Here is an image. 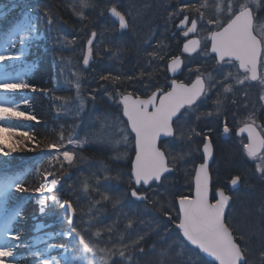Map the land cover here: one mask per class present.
<instances>
[{"label":"snow or ice","instance_id":"obj_1","mask_svg":"<svg viewBox=\"0 0 264 264\" xmlns=\"http://www.w3.org/2000/svg\"><path fill=\"white\" fill-rule=\"evenodd\" d=\"M176 2L178 7L168 13V19L173 21L182 16L179 23L175 25L176 31L181 32L182 37L185 38L182 53H196L202 47L205 55L214 53L218 65L216 71L221 79L217 80L211 73L205 75L197 66L195 70L189 69L190 73L193 71L197 73L195 79L190 83L171 79L166 81V88L163 86L155 87V90L150 91L154 87L151 73H145L141 70L134 75L125 76L121 74L113 75L109 71L105 75H100L99 80L103 83L100 84L98 91L103 92L120 109V115L115 117V121L123 125L120 129L123 135L117 143H122L125 147H131L135 153L129 173L130 184L143 188L144 186L151 187L152 184L157 182L162 183L163 180L167 179V175L174 171L178 160L182 161L186 156L192 154L190 149L188 152L182 151L173 156L171 149L163 143L165 138L188 143L194 138L202 137V149H196V151H202V162L194 166V194L190 192L176 197L179 207L173 222L177 229V238L180 244L178 245L176 241H173L162 248L159 264H168L169 253L178 246L181 250L176 253V256H182L188 245L196 246L200 253L206 254L198 258L197 264H248L250 237H246L231 225L226 215V208L229 206L232 197L226 193L223 187L216 188L213 194L209 169V160L213 156L211 138L208 134H202L195 128L190 129L186 137L183 131L177 137V130L174 125L181 119L187 120L189 114L194 110H198L199 106L207 100L209 93L218 87L222 88L223 93L227 94L232 92L235 86H244L248 82H258L262 88L259 99L264 102V23L259 22L260 18L258 16L259 10L264 9V0H211V3L209 0H197L196 3H193L192 0H176ZM94 6L89 3V0H79L81 9ZM209 8L212 9L213 14L206 17ZM106 11L110 12L111 16L118 21L120 29L130 27V13L122 11L118 2L113 3ZM75 14L81 19L85 18L83 11ZM41 22H46L48 30L51 31L53 18L47 9L44 10L43 15L39 13L36 15L26 14L23 21L6 34L3 43L9 46L14 45V38L17 34H19L21 45H26L31 40L43 38L38 27ZM201 25L208 29L206 36L203 37V45L202 39L197 36L198 28ZM190 34L193 38L188 39ZM173 35H175V32ZM96 36L97 33L92 31L90 38L87 40V47L83 54V65L85 66H88L94 58L93 41ZM64 39L69 44H74L76 41L75 36L72 40H67V37ZM209 42L210 49L207 48ZM156 47L162 51L167 45L160 41ZM3 50L7 51L8 49ZM161 51L147 53L149 58L148 67H152L151 61H163L165 59ZM23 54L24 49L21 48V56ZM96 54L98 55V52ZM112 55L118 57L119 52H113ZM19 59L20 56L0 55V62ZM183 63L181 56H171L167 61L166 68L169 72L175 74L181 69ZM225 67L235 68V74L231 71L223 72ZM146 76L148 82H145ZM75 77L76 99L79 101L78 111L82 112L86 106V98L81 95L80 74H75ZM7 79L6 74L5 80H0V89L16 91L32 88L35 90L33 85L23 80L19 83H9L5 82ZM109 84L113 91H108ZM125 84L136 89V91H121L120 88ZM89 96L93 101L96 99V96L91 93ZM244 96H247L246 92ZM24 102L27 103V101ZM214 107L216 115L219 116L222 107L219 93L217 100L214 102ZM261 107H264V104ZM207 115L210 117L212 113L209 112ZM254 116V113H249L243 126L238 131L247 133V143H243L242 147L247 157L258 161L256 170L264 178V125L258 124ZM122 117H126V121ZM199 118L197 117V119ZM36 119V116L19 110L18 105L12 104L9 106L6 103H0V154L8 157L17 151H35L40 148L41 145L36 142L35 136L29 131L21 130V125L16 123L20 120L35 121ZM210 131L211 129H209ZM229 131L228 124L225 123L223 132L228 133ZM59 139L64 140L62 132ZM87 142V139H74L72 136H69L67 140L68 145L76 147H82ZM29 144L32 145L31 148ZM44 148L48 150L49 162L51 164L58 162L62 170L65 164L72 167L77 162L74 151L61 150L64 148L63 143H48L44 145ZM126 157L127 153H121L116 159ZM28 171L30 170L15 175H0V238L8 237L18 242L17 244L8 245L7 240H5L4 243L0 244V264H5L10 259L23 260L24 257L16 255V249L21 246L30 247L28 244L19 243L21 234H13L12 231L14 222L22 215L23 207L18 206L11 212L6 208L11 189L15 188L19 192L28 191L24 183ZM105 171L108 170L105 169ZM37 172H39V169H37ZM49 177L53 178L49 179ZM61 179L62 177H56L53 172H45L44 182L34 191L42 194L41 198L36 201L40 213L45 212L48 201L66 211V222L69 229L63 232L62 235L72 237L75 234L77 237V244L72 248L73 258H80L86 261V264H94V261L89 259L87 254L98 251L101 254L100 259L103 264H109L111 258L117 255L121 258L119 264H138L135 253L143 254L144 248L140 245L145 241L146 234L137 233L135 238L130 239L128 243H120L119 246L113 245L112 248L100 247L99 244L93 243L91 238L86 239L85 235L91 232V225L95 221L92 216L93 208L100 201H95L92 207L88 209V221L81 220L80 226H74L77 208L74 207L71 200L65 199L61 202L53 192L54 189L58 190L57 186L61 184ZM117 179H119V176ZM240 181L241 176L234 175L230 180V184L236 186ZM89 188L90 185L85 179L83 191L87 193ZM94 191L99 192V189L96 188ZM130 194L138 201L149 200L147 192L139 191L137 187H132ZM210 194L212 198H210ZM101 200H111L114 208L121 204L120 198L110 196L108 191L101 194ZM151 202L159 204L164 215L172 220L171 213L164 203H161L159 199ZM261 210L264 211V209ZM80 215H84V213L81 211ZM85 223L88 225L87 228L82 226ZM132 225L133 220L128 219L126 228H131ZM41 227L43 225H38L36 230L39 231ZM102 230L111 233L113 227L112 225H106L104 229L98 227L92 233V236L99 237ZM54 235L58 234H47L48 237ZM124 238V235L121 234L120 240L123 241ZM44 239L43 236L34 237L33 245L42 242ZM109 239H111L110 236ZM167 239V235L162 237L164 241H167ZM56 247L67 250L66 245L48 244L41 251L30 252L33 258L32 264H63L62 260L55 256L50 259H39L44 253ZM153 250H155L154 245ZM259 259L261 264H264V250L259 252ZM112 264H116V262L113 261Z\"/></svg>","mask_w":264,"mask_h":264},{"label":"rangeland","instance_id":"obj_2","mask_svg":"<svg viewBox=\"0 0 264 264\" xmlns=\"http://www.w3.org/2000/svg\"><path fill=\"white\" fill-rule=\"evenodd\" d=\"M74 1L78 2L79 4V0L77 1L74 0ZM112 1H116V0H89V3L95 6L86 7L83 9L78 7L77 12L83 11L85 18L81 19L77 15H75V18L76 20L80 19L82 21H85L87 20L88 14L98 11L101 12V9L105 7L106 4H110ZM32 2L33 0H0V50H2V48L8 49L7 51L2 50V53L0 55L20 56L19 60H5L3 62H0V80H5V75L7 74L8 79L5 82L19 83L21 80H23L29 83L27 81V77L32 75L34 71V77L38 73V77L40 76L39 77L40 80L44 79V82L51 81L53 84L52 87H54V89L53 88L51 89L52 92H50L49 89L41 90L39 92V94H43L44 97H46V99H52L53 90L55 91L57 87H59L60 90H62L63 88L60 86L62 82L64 83L67 82L66 79L72 80L73 84L69 82L68 86L71 85V87H73L72 92H74V97L72 98V100L68 101V104L65 105L63 104V107L66 108V110L61 114L66 117L72 116V118H70V122H72L73 125L72 128L69 130V132L66 133L62 132L65 140V142L62 143L64 144V146H66L67 148L66 150L75 151L74 148L69 147L71 145L67 144V140L69 136H72L74 139H79L78 137L80 136L77 135V131L82 130L81 132H85L83 130L86 129V132H89V130L87 129V125L91 124V122L95 124L94 128H96V125L99 124L97 130L100 132L96 136H93L90 142L88 141V137L83 135L85 139H87L88 144H90L88 146L86 143L85 146L86 148L84 149V151L89 150V152L91 154H94L95 157L92 156V158L89 157L90 159H82L80 155H78L77 162L75 163V165L69 167L68 171L65 172L64 178L67 181L66 185L63 184L58 185L57 186L58 190L54 189L53 192L58 197V199L62 195L68 198V194H69V197L72 198L73 203L76 204V205L73 204L74 207L77 208V217L75 218L74 226H80L81 220L85 222L88 221V215H87L88 209L92 207L95 201H100V203L96 205L92 211V216L95 218V221L91 225L90 234H92L95 231L93 227H95V222L98 221L100 217L99 215L101 214L103 216H107L109 214L106 215L104 213H107L109 211L110 215L105 217V219L112 218L110 219V221L107 222L109 224L114 217L113 223H111L113 227V231L111 233H108L106 230H102L101 235L97 237L98 239L96 237H93L95 238V240H93V243H96L98 241L100 247L112 248L113 245L119 246L120 243H128L130 239L135 238L137 233L141 234V231H145L146 233L151 232L149 234L153 235L154 237L146 236L144 241L146 242L147 249L148 251L150 250L149 252L151 254L148 257H146L147 260H145V263L159 264L160 249H161L160 247H162L165 244H168V242L162 240V237H164L163 235H165L163 232L167 230L166 231V235H167V233L169 232V227H173V229H176V227L173 220L169 222L168 220L169 218L164 214L161 213L160 216V214H156L155 212L152 211L153 206L151 205L152 204L151 201L156 200L158 194H161V196L166 195L168 191L166 192V190L163 189L165 186L164 183L168 184L169 179L171 177L167 176L166 180H163L162 183H160L158 186H156L153 189L146 188L145 192H147V194L150 195L149 202L138 201L131 198L128 191L129 184L128 183L124 184V188H122V184L120 181L121 178H126V176L128 175L127 173L128 171L126 170L124 163L126 164V162L128 161L130 155L129 153L131 150V147H125L122 143L120 144L117 143V141L121 140V136L123 135V133H121L120 131L123 125L118 124L115 121V117L117 115H120V109H118L117 106L111 100H109L108 97L104 95L103 92H100L98 97H96L100 102V104H97L95 102L96 99L93 101L89 96V94L92 93L91 90L84 89V87H86L85 86L86 84L93 83L94 80L93 77L94 75L99 74L96 72L99 71L100 68L102 67L111 68L113 66L110 63V60L117 59V57H114L112 55L113 54L112 52H117L121 50L118 45L119 40H116L113 34L110 36L111 32L109 31V29H107L104 26V21L102 20V18L100 16L95 15L93 18H97L96 20H94L97 22L96 24H102V25H101V33L99 34V36L97 34L96 38L93 41L94 61L90 63L89 66L90 68L85 69L83 67V54L84 51L86 50L87 47L86 45V47L82 49H78V50L76 49V51L74 50L73 52H75V54L70 53V51H67L68 57H66L65 59H58V61L57 60L53 61V59H50V62L52 63V66L54 68V72L53 74H51L52 76H50L48 72L40 75V71L43 70V66L41 65L42 59L44 58V62L47 61L46 57L50 55L49 50L51 49L49 42L46 39V33H48L49 35L48 26L46 22H41L38 25L43 37L39 40H31L28 41L26 45H21L19 43V34H17V36L14 38L15 39L14 45L9 46L3 43L7 34L4 32L5 31L9 32L18 23H21L26 14L36 15L37 13H39L40 15H42V13L38 9L34 8L33 5H31ZM192 2L196 3L197 0H192ZM209 2L211 3V0H209ZM153 4H156L157 9L159 8L160 10V12L158 11L159 13H165L167 10L173 9V5H174V3L172 2H163L161 0H155L153 1ZM143 9H146V7H144ZM144 11L146 12V10ZM261 12H264V9H261ZM212 14H213L212 9L209 8V10L206 13V17L211 16ZM259 18H260L259 22L264 23V15H261ZM180 19L181 17H177L176 20L178 21ZM167 23L169 22L165 21L164 25ZM3 25H5L6 27H3ZM167 28H168V32H172L171 31L172 27L171 28L167 27ZM207 30L208 29L205 28L203 25L199 26V34L201 36L202 42H203V37L206 36L207 34ZM127 32L128 31H123L121 35L129 34V32L128 33ZM21 48L24 49V54L22 56H21ZM95 48H97L100 51L99 55L96 54ZM125 58H127L126 54H125ZM201 58L206 59V55L204 54L203 47L201 48V50L197 52V55H192V57H189V60L192 59L191 61H193L194 66L191 67V65H189L187 62L185 63L186 69H188V73H189L187 74V76L192 78L193 77L192 74L196 75L197 73H195V71L190 73L189 69L195 70V68L199 66L200 70L207 69L205 75L211 73L217 80L221 79V76L218 75L216 71L218 67L217 62L216 63L211 62L208 59L206 61H201L202 60ZM37 59L41 60L39 65H37ZM62 60L64 61L62 62ZM5 64L15 65L16 68H18L23 73H25V75L28 76L24 77L20 75L15 79L10 78L7 72L8 70L2 67L5 66ZM58 64L60 65V67H62V65L65 64V70L61 68V74L57 72ZM229 71L235 74L236 69L229 67H225L223 69V72L225 73ZM77 73L80 74V82L82 84L81 95L84 98H86V106L82 112L78 111L79 101L76 99L77 93L75 89V83H76L75 74ZM215 89H213L209 93V95H212ZM218 89L219 92H217V94L214 95V97L211 96V98L213 99L211 104H210V99L207 98V100L199 106L198 110H194L189 114L187 120L181 119L180 121L177 122V124L175 125L177 130L176 132L177 137H179L181 131L184 132L186 137L189 130L192 128H195L198 132H200L198 127L204 125L203 123L200 124L199 122V120L201 121L203 118L201 117L203 116V111H202L203 109L209 110L206 113V116H208L207 114L209 112L212 113V109L214 108L212 114L215 116L211 115L210 117L209 116L207 117L208 118L207 120L212 123V126L221 125L223 128L224 124L228 123L227 118L222 119L220 115L219 116L216 115V110L213 103L217 100L218 93H219V98L222 100L221 112L227 111L224 114V116L228 117L232 124L237 125V123H239L242 120L244 122L245 118L249 115V113H254L256 116L259 110L264 109V107H261V105L264 104V102L260 101L259 99L262 88L258 84V82H248L244 86H235L233 91L227 94L223 93L222 88L218 87ZM28 90H33V89L28 88L19 91L26 92ZM245 92L247 93L246 97L244 96ZM35 95L37 96V92ZM36 96L34 97V99H36ZM31 99L32 98L25 99L24 101H27V103L22 101L21 104L19 105L16 104L19 106V110L26 111L31 114V109L34 107L31 103ZM101 107L105 109L104 112H101L103 110ZM240 108L242 110H240L241 113L239 115V113L237 114L236 111L239 110ZM98 110L99 112H97ZM98 114L99 115L102 114V117L100 118ZM241 115L243 118H241V120L237 119V117L240 118ZM76 116L78 118V121L77 119H73ZM197 117L200 118L197 119ZM122 119L125 120L124 117H122ZM25 121L26 120H20L17 123L24 124L23 122ZM36 122H35L36 124L38 123L45 124V122L42 123L41 120L40 121L37 120ZM83 123L85 124V128L82 127L81 125ZM163 143L171 149V154L173 156L182 151L188 152L190 149L192 150V154L190 156H186L184 160L182 161L178 160L176 162L174 167L175 171L173 172V174H175L176 171H178L180 172V175L184 177V176H188L187 172L191 170H193L194 172L195 165H193L194 163L192 158H194V155L196 153L198 154V152H201V151H196V149L197 148L202 149V137L194 138L191 142L188 143H182L179 140L173 141L172 138L164 140ZM241 149L242 148L238 146V148L236 147V150H232V153H228L229 156L228 155L227 156L229 157V160L227 162L230 163L229 165H231V163L233 162L234 167L237 166V168L241 164L245 166L243 167L244 168L243 172L245 174L248 173V176L247 175L244 176L242 182H244L243 187L246 186V188H244L241 193H237L239 190H236L234 196L238 194L239 198L236 201V203L234 200V202H232L229 205L227 216H229V222L231 223V225H233L239 232L243 233L246 237H250L249 253H248L249 258L251 257L255 263L261 264V261L258 259L257 256V252L264 250V211L261 210L264 209V178H262L260 174L256 172V170L253 169L252 171L250 165L248 166L247 163L243 164L244 162L237 161L236 158H238V154L240 153L243 155ZM102 152L106 153L105 156L107 155L108 157H110L109 159L110 162L107 163L106 160L104 161V159L102 158V156H104V153ZM121 153H127V157L122 159H116V157ZM38 159L40 160V162L38 161L34 165H32L33 161L30 162L29 159H27L25 164H23L24 171L30 170L28 171L32 174L31 175L32 177L31 176L30 177L32 178V180L33 179L36 180V187L34 189L38 188L40 184L44 182L45 172H53L56 175V177H61L64 174V172L61 171V168L57 165V163L51 164L49 162L48 156L44 161H42L41 158ZM29 162L30 164H28ZM256 163H258V161H255V167H256ZM213 165L215 166V162ZM114 166L116 170L111 171L110 168H113ZM37 169H39V172H37ZM105 169H107L108 171L106 172ZM115 174H117V176H115ZM118 176L119 179H117ZM257 176L259 177V182H257L256 184L254 180L258 178ZM51 178L53 177H49V179ZM85 179H87L90 185L89 191L87 193L83 191V182ZM30 183H31V179H30ZM131 187H137V189L138 188L141 189L140 186H136V185H133ZM96 188L99 189V192L94 191V189ZM105 191H108L109 195L114 198L119 197L121 200V204L114 208L111 200L109 201L101 200V194L104 193ZM22 194H25L27 196L25 201L26 202L31 201V203L29 204L28 207L29 212L26 209L27 211H24L22 215L23 217L22 220L18 221V224L21 228L18 231V233L21 234V241L19 243L28 244L30 245V247L21 246L16 249V252H18L19 250L22 251V253L17 254V256L24 257L23 260L10 259L6 261L5 264H32L33 258L31 257L30 252L41 251L42 249L46 248L48 244L66 245L67 250H65L64 248L56 247L44 253L41 257H39V259H46V258L50 259L51 257L55 256L58 259H61L63 264H69L70 260H72L74 257L72 248L74 245L77 244V237L75 236V234H73L72 237H66L62 235L63 232H66L69 229V226L66 222V215H67L66 211L64 209H61L60 215H54L53 211H49V209L52 206V203L51 201H48L45 208V212L42 214L39 211V205L36 203V201L41 198L42 194L37 193L34 190L22 192ZM45 194L47 193L45 192ZM127 194L130 196L132 200L129 199ZM166 197L167 195L164 197V199L165 202L168 203V199ZM22 203L18 204V206H22ZM112 210L114 211L115 216H113L114 215L113 213L111 214ZM167 210L170 212L171 209L167 208ZM81 211L84 213V215H80ZM29 214H32L30 216L31 225H29L28 229H26L25 224H26V220H28ZM59 219L64 220V223L66 222V225L59 226L57 222ZM128 219L134 220L135 226L133 224L131 228H126ZM261 223H262L261 225L262 227L260 226ZM38 225H43V227H41L39 231L36 230ZM83 227H88V225L85 223ZM16 233L17 232H13V234ZM49 233H56L58 235L48 237L47 234ZM121 234H123L125 237L123 241L120 240ZM36 236H43L45 237V239L42 242L33 245V238ZM109 236L111 237V239H109ZM91 237L92 235L86 237V239H89ZM168 241L170 243L176 241L178 245L180 244V241L178 240L177 237L174 238V240L172 241H170L168 238ZM16 242L17 241H13L12 243L10 239L7 240L8 245L10 244L13 245ZM164 242L165 244L161 245ZM153 245L155 246V250H153ZM140 246H142V244ZM176 249H178V252H180L181 250L180 246L176 247ZM189 250L191 249L188 247L184 249V251L187 252ZM191 251H190L191 254L190 257L186 254V258L188 257V259L190 260V263L188 264H196L195 258L193 257L195 251L193 249ZM170 254L172 255V253ZM87 255L89 259H92L94 261V264H96V262H98V264H103V262L100 259L101 255L99 256L98 259L93 253H89ZM172 256H168V257L171 258ZM182 256L185 257L184 255ZM114 257H119V256L117 255ZM176 257L177 256L175 255L174 259H176ZM254 258L256 259L254 260ZM114 260L115 258H111L109 264H112ZM142 261H144V259H142ZM142 261L138 262V264H143ZM172 261L173 259L172 260L168 259V263L169 262L173 263ZM74 262L75 264H86V261H83L80 258H76Z\"/></svg>","mask_w":264,"mask_h":264},{"label":"trees","instance_id":"obj_3","mask_svg":"<svg viewBox=\"0 0 264 264\" xmlns=\"http://www.w3.org/2000/svg\"><path fill=\"white\" fill-rule=\"evenodd\" d=\"M171 1H173V0H165L164 2H171ZM35 3L37 5H39V8L43 12V14H44V10L47 9L48 13L53 18V24H52L53 31L51 32V35H47V38H46L47 41L49 42V45L51 48L49 50L50 55L48 57H46V60H47L46 62H44V58L42 59L41 65L43 66V70L40 71V75L48 72L50 74V76H52L51 74H53V72H54V68L52 66V63L50 62V59L52 57H54L53 59L57 60V61H58V59H65L66 57H68L67 51H70V53L75 54V52H73L74 50L76 51V49L78 50V49H82V48L86 47L87 38L91 34L92 31H95L99 36V34L101 33V25L102 24H96L97 22L94 20H96L97 18H93V17L95 15L99 16V14L104 11V7L101 9V12L98 11V12H93L91 14H88L87 20L82 21L80 19L76 20V18H75V15H76L75 13L77 12L79 4H78V2H75L74 0H37V1H35ZM159 12H160V10H159ZM153 14L154 15H152L147 20H135L134 22L133 21L130 22L129 34H126V35L122 34V36H119L121 40L117 39V40H119L118 45L121 49L118 51L120 54L119 57H117V59H114V60L111 59L110 60V63L113 65L111 68H104V67L100 68V70L96 72L99 74L94 75V77H93V79H94L93 83L85 85L86 86V87H84L85 90H88V89L91 90V92H92L91 94L98 97V95L100 94V92L98 91L99 86L101 83H103L102 81L99 80V77H100V75L107 74V72H109V71H111L113 73V75L121 74V75H125V76H130V75H134L135 73H139L141 70H143L145 73H151L152 74V82L154 83V87L152 89H150V91L154 90L155 87H162V86L166 87V81H168V79H169L168 70L166 68V62H167L169 57H171L175 54V51H176L175 46L176 45L173 46L174 45V38H171L170 32H168V28L166 25H164L160 29V35L159 36L156 34L158 32L160 26H161V23H163V22H161V20L159 19V14L156 11H154ZM60 22H61V24H60ZM108 23H110V22H108ZM167 25H170V22L167 23ZM109 26H106V28H108L110 30V32L113 34V31H114L113 26L112 25L110 27ZM156 30H157V32H156ZM74 36L76 37V41L74 44H69L64 39L65 37H67V40H72V38ZM160 41H162L164 44L167 45V47L164 48L162 51L156 47L158 42H160ZM95 51H96V53L98 52V55L100 54V51L97 48H95ZM153 51H161V54L164 55L165 59L163 61H151L152 67H148L147 65L149 64V58L147 56V53H150ZM125 54L127 55V58H125ZM63 61L64 60H62V62ZM61 68H63L65 70V64H63L62 67H60V65L58 64L57 72H59V74H61ZM154 69H155V71H154ZM39 77H38V73H37L36 76L32 79V81H30L31 85H34V88H35L34 94H36V92H37V96L35 95L36 99H34L35 96H33L32 100H31L32 105L34 106L31 109V114L36 116L38 121L41 120L42 123L45 122V124H41V123L36 124L37 123L36 122L37 120H36V121H28V123L19 124V125H21V130L29 131L32 135H34L36 138V142L39 143L41 145V147L37 148L35 151H28V150L17 151L15 153H12L8 157H5L2 154H0V164L15 163L21 158L30 157V156H33L37 153H40L41 151L46 149V148H44V145H46L48 143H62L65 140L59 141V136H60L61 132H63V133L69 132V130L72 128L73 123L70 122V118H72V116L66 117V116H63L61 113L65 112V110H66V108L63 107V104L64 105L68 104V101L72 100V98L74 97V92H72L73 87H71V85L68 86V83L70 82L71 84H73V81L70 79H66L67 82H65V83L62 82V84L60 86L63 89L60 90V88L57 87V89H55V91L53 90L52 99H46V97H44L43 94H39V92L41 90H45V89H49V91L52 92L51 89L52 88L54 89V87H52L53 84L51 81L50 82H48V81L44 82V79L40 80ZM182 77L183 78L186 77V79H188L187 76L183 75ZM145 82H148L147 76L145 77ZM70 88H72V89H70ZM216 89L214 92L215 94H217V92H219V89L218 88H216ZM93 90H97V91L94 92ZM108 90L113 91L110 84L108 85ZM120 90L121 91H125V90L136 91V89L132 88L128 84H125L123 87L120 88ZM141 94H143V93H141ZM58 98H64V99H58ZM65 101H67V103H65ZM95 102L97 104H100L98 98H96ZM211 102H212V100H211ZM101 108L103 109L101 112H104L105 109L103 107H101ZM213 110H214V108L212 109V113H213ZM202 111H203V116H201V117H203L202 120H204L205 116H206V112L204 109ZM97 112H99V110ZM72 113H73V111H72ZM239 115H240V113H239ZM99 116L101 118L102 114H100ZM241 118H243L242 115L240 118L237 117V119H239V120H241ZM73 119H77V121H78L77 116ZM235 120H236V118H235ZM81 125H82V127L85 128L84 123ZM94 126H95V124H93V122H91V124L87 125V129L89 130V132H86V129H84L83 131H85L86 133L81 132L82 130L77 131V133L79 132V135L82 134V135L87 136L88 140L90 142V140L92 139L93 136H96L98 133H100L97 130L99 124L96 125V128H94ZM199 127H201V126H199ZM212 127L217 128L215 125ZM201 133L205 134L204 132H201ZM215 137H217V136H215V135L213 136L214 140H215ZM91 145H92V143H91ZM29 147L31 148L32 145L29 144ZM223 147H224V145H223ZM233 147L234 146H231L230 144H226L225 148H223L224 149L223 152L221 150L219 151V148H218V151H219L218 160L215 161V166L213 165L211 167V171L213 173V179H214L213 180L214 186H216V185L220 186L222 184V182H224V181L227 182L233 175H240L242 179L244 178V176H246V175L248 176V173L245 174L243 172V170H244L243 167H245L244 165L241 164L237 168V166L234 167L233 162L231 163V165H229L230 163L227 162L229 160L228 153H232ZM84 149L85 148L75 149L76 150L75 152L77 153L76 156L78 157V155H80V157L82 159H90V158H92V156H94V154H91L89 152V150L84 151ZM102 153H104V156H102L104 161L106 160L107 163L110 162V160H109L110 157H108L107 155L105 156V154H106L105 152H102ZM47 156L46 155L41 156V160L44 161ZM232 158H233V156H232ZM78 160H79V158H78ZM193 163H194L193 165H195V157L193 158ZM216 163H217V165H216ZM246 163L248 166L250 165L252 171H253V169L255 170L253 163L248 161V162H244L243 164H246ZM57 165L60 167V164L58 162H57ZM124 166L127 170L130 169V164L128 162L126 164L124 163ZM68 168L69 167L65 164L64 169L63 170L61 169V171L64 172V174L62 175L63 177L61 176L62 180H63V183H62L63 185H66V182H67L64 178V175H65V172L68 171ZM110 169H111V171L116 170L115 166L113 168H110ZM238 172H240V173H238ZM192 173H193V170L187 172L188 176L182 177L180 175V172L176 171L175 174H172V176L170 175L171 178L169 179L168 184L164 183L165 186L163 188L166 190V192L168 191L166 193V195H167L166 198L168 199V203H166L165 199H164V197L166 195L161 196V194H158L156 197L157 199H159L161 201V203H164L166 205V208L171 209L170 213H171L173 221L175 220L176 215H177L176 197L180 194H183L184 192L189 194L192 191ZM31 175L32 174L30 173L24 182L25 186L28 188V191L34 190V188L36 187V180L35 179L32 180ZM115 176H117V174H115ZM29 178L31 179V183H30ZM34 181H35V183H34ZM120 181H121V184H123V185L126 183L129 184V178L128 177L127 178H121ZM254 181H256V180H254ZM242 185L244 186V182H242ZM225 186L226 185H224V187ZM243 186H242V188L244 189L245 187H243ZM21 194H22V192H19L15 189L14 193H12L11 196L14 198L16 196H20ZM238 198H239V195L237 194L235 196V203L238 200ZM64 199H66V197L63 195L61 197H59V200L61 202ZM151 205L153 206V208H152L153 212H155L156 214H160V216H161V213L164 214V212L161 211L159 204L152 203ZM27 210L29 212V208H27ZM49 211H53L54 215H60L61 208L58 205H52L51 208L49 209ZM107 214L110 215L109 211L107 212ZM111 214H112V212H111ZM113 214L115 216V213H113ZM31 215L32 214H29L28 220H26V224H25L26 229H28L29 225H31V223H30V216ZM61 219H63V218H61ZM61 219H59L57 221L58 225L59 226L66 225V222L64 223V220H61ZM110 219H112V218L105 220V218L100 217L98 219V221L95 222V227H93L94 230H96V228H98V227L101 229H104V226L111 225V223H113L114 217H113V220L108 224L107 222L110 221ZM56 220H57V218H56ZM172 220H169V222H171ZM133 224L135 226L134 220H133ZM261 225H262V223L260 224V226ZM166 231L163 232L165 235H166ZM149 233H151V232L146 233L145 231H141V234H146V236H148V237H150V236L154 237L153 235H151ZM168 234H170V236L168 235L169 240L172 241V240H174V238L177 237V230L173 231V227H169ZM165 242L170 243L168 240ZM165 242L162 243L161 245L165 244ZM165 245H167V244H165ZM165 245H163L160 248L162 249V248L166 247ZM142 246L144 248L143 254L136 252L135 255L139 261H140V259H144V261H142V263L146 264L145 263V260H147L146 257H148L151 254L149 252L150 250L148 251V249H147L146 242H143ZM187 247L192 250L191 247H189V246H187ZM191 250H189L188 252L184 251L183 255L185 257L180 256V257H176V259H174L176 253H178V249L174 248L170 252V253H172L173 256L169 253L168 256H172V257L171 258L168 257V259H171V260L173 259L172 262L174 264H188V263H190V260L188 259V257L186 258V254L190 257L191 256V254H190ZM194 251H195V254H193V257L195 258V263L197 264L198 258L202 257V256L196 250H194ZM257 256L259 259V252H257ZM116 258H119V259H115L114 261L116 262V264H119L120 257H116ZM255 259L256 258H254V260ZM74 260H76V259L73 258L72 260H70L69 264H75ZM149 261H152V260H149ZM173 263L169 262L168 264H173ZM149 264H152V263H149ZM248 264H260V263H255L251 257L249 258V254H248Z\"/></svg>","mask_w":264,"mask_h":264},{"label":"flooded vegetation","instance_id":"obj_4","mask_svg":"<svg viewBox=\"0 0 264 264\" xmlns=\"http://www.w3.org/2000/svg\"><path fill=\"white\" fill-rule=\"evenodd\" d=\"M153 1H155V0H138V3H137V7L136 8H134V10L133 11H131V10H128L127 9V7H128V5L130 4V1H128V0H116V1H112L110 4H106V6L104 7V11L102 12V13H100L101 15H99L104 21H106V20H110L111 22H113V29H114V32H115V37H116V39L119 37V35H120V29L118 28L119 26L114 22V18L111 16V13L110 12H108V11H106V9L108 8V7H110L113 3H119L120 4V6H121V10L122 11H125L126 13H130V16H129V22H131V21H135V20H147V19H149L152 15H154L153 14V12L154 11H156L157 10V13L159 14V19L161 20V22H163V23H161V26H160V28H159V30H158V32H157V30H156V34L159 36L160 35V29L164 26V23H165V21L166 22H170V25H167V24H165L167 27H169V28H171V31L172 32H170V36H171V38H174V45L173 46H175V54L173 55V56H177L178 54H180V52H182V47H183V43L185 42V38L184 37H182V34H181V32H179V31H176V28H175V25H177V18L175 19V20H173V21H169V19H168V13L169 12H172L176 7H178V4H177V2H176V0H173V1H171L172 3H174V5H173V9H169V10H167L165 13H159L158 11H159V8L157 9L156 8V4H153ZM161 1H165V0H161ZM154 5V6H153ZM144 7H146V9H143ZM144 10H146V12L144 11ZM156 15V14H155ZM181 17V19H182V16H180ZM194 18V17H193ZM176 21V22H175ZM179 21V20H178ZM175 32V35H173V33ZM198 34H199V28H198ZM192 35H189V37H188V39L191 37ZM199 37L201 38V36H200V34H199ZM203 43V42H202ZM178 48V49H177ZM207 48L209 49V44H208V46H207ZM199 50H201V49H198V51ZM204 50V49H203ZM197 51V52H198ZM197 52L196 53H192V54H187V55H185V56H183V61H184V66L186 67V65H185V63L187 62L189 65H191V67L192 66H194V63H193V61H191V60H189V57H192V55H197ZM170 59V58H169ZM168 59V60H169ZM202 60L201 61H206L207 59L209 60V61H211V62H215L216 63V61H215V59H214V57L209 53V55H206V59H204V58H201ZM167 60V61H168ZM191 61V62H190ZM203 63V62H202ZM166 64H167V62H166ZM214 94H212V95H208V98L210 99V104L212 103L211 102V100H213L212 98H211V96H213ZM214 97V96H213ZM213 105H214V103H213ZM205 110V112L207 113V111H209V110H207V109H204ZM240 110H242L241 108L239 109V110H237L236 111V113L238 114V113H241V111ZM227 111H223V112H221V114H220V117H222V119L223 118H227V121H228V127H229V129H230V131L228 132V133H226V134H228L227 136V138L226 139H223V135L225 134L224 132H223V128H222V126L220 125V126H216L217 128H215L217 131H218V136L217 137H215V143H216V147H217V150H216V154L214 155V161H216V160H218V156H219V151H218V148H219V146H220V142L221 141H227L228 143L227 144H230L231 146H234L233 147V149L232 150H235L236 149V147L238 148V146H240L242 149V152H243V155L242 154H238V158H236L237 160H239V159H241L242 158V156L244 157L243 159H244V161L245 162H248V161H250L251 163L253 162V164H255V161L254 160H252L251 158H249V157H247V154L244 152V149H243V147H242V145H243V143H247V137L246 136H243V135H238L237 134V130H238V128L240 127V125L237 123V125H235V124H232L231 122H230V119L228 118V117H225L224 116V114L226 113ZM223 113V114H222ZM213 115V114H212ZM213 116H215V115H213ZM224 116V117H223ZM208 116H205V119L204 120H199V122H200V124L201 123H203L204 125H202L201 127L204 129L203 130V132L204 133H206V134H208L209 135V137L212 139V135L208 132L209 131V129H211V127H212V123L210 122V121H208L207 118ZM237 117V116H236ZM263 117H264V109H261V111L260 112H258L257 113V117H256V119H257V122L260 124V125H264V120H263ZM222 119H221V121H222ZM226 120V119H225ZM232 120V119H231ZM190 121V120H189ZM175 128H176V126H175ZM212 141H213V139H212ZM214 141H213V144H215L214 143ZM220 141V142H219ZM133 154H134V151L132 150V156H133ZM199 157H202V151H201V154H200V156ZM193 159V158H192ZM258 177V176H257ZM256 184H257V182H259V177L258 178H256ZM227 186H229V180L225 183ZM130 185V184H129ZM243 191V190H242ZM242 191H238L237 193H241ZM234 193H236V192H234ZM235 195V194H234ZM233 195V200H234V198H235V196ZM148 196L150 197V195L148 194ZM150 199V198H149ZM147 202H149V200H147ZM168 233H167V237H168ZM168 240V239H167Z\"/></svg>","mask_w":264,"mask_h":264},{"label":"bare ground","instance_id":"obj_5","mask_svg":"<svg viewBox=\"0 0 264 264\" xmlns=\"http://www.w3.org/2000/svg\"><path fill=\"white\" fill-rule=\"evenodd\" d=\"M128 1H130V4L128 5V7H127V9L128 10H131V11H133L134 10V8H136L137 7V3H138V0H128ZM134 22V21H133ZM90 36H91V34L88 36V38H87V40L90 38ZM86 44H87V41H86ZM196 127V126H195ZM199 128V131L200 132H203V128L202 127H198ZM209 132V131H208ZM211 135H212V139H213V136L215 135V136H218V131L214 128V127H212L211 128V131L209 132ZM223 137V139H226L228 136H222ZM211 139V140H212ZM213 141H214V139H213ZM213 141H212V144H213ZM214 143H215V141H214ZM228 142L227 141H221V144H220V146H219V151L221 150L222 152H223V148H225V146H226V144H227ZM216 145V143L215 144H213V156H212V160H211V163H213L214 162V155L216 154V150H217V147L215 146ZM223 145H224V147H223ZM200 154H201V152H198V154L196 153L195 155H194V157H195V163H201L202 161V157H199L200 156ZM225 154V153H224ZM244 157L242 156V158L241 159H239L238 161H241V162H245L244 161V159H243ZM225 181L224 182H222V184L220 185V186H223V185H225ZM245 188H246V186H245ZM183 194H187L186 192H184Z\"/></svg>","mask_w":264,"mask_h":264},{"label":"water","instance_id":"obj_6","mask_svg":"<svg viewBox=\"0 0 264 264\" xmlns=\"http://www.w3.org/2000/svg\"><path fill=\"white\" fill-rule=\"evenodd\" d=\"M212 54H214V53H212ZM215 55V54H214ZM92 61V60H91ZM90 61V62H91ZM85 66V65H84ZM89 66V65H88ZM88 66H86V67H88ZM181 69H182V65H181ZM181 69L180 70H178V72L177 73H175V74H173V73H171L170 72V74H171V76H176V75H178L179 73H180V71H181ZM126 118V117H125ZM127 119V118H126ZM239 134H247L246 132H244V133H240L239 132ZM228 134H224V136H227ZM135 156V155H134ZM134 159V158H133ZM211 160H212V157L210 158V160H209V164H210V162H211ZM194 176H195V174H194ZM239 184V183H238ZM232 186V185H231ZM235 186H232V188H234ZM193 194H194V190H193ZM231 201V200H230ZM229 204H230V202H229ZM178 207H179V204H178ZM227 210H228V207L226 208V213H227ZM196 247V246H195ZM203 254V253H202ZM204 256L206 255V254H203ZM209 259H212V258H209Z\"/></svg>","mask_w":264,"mask_h":264}]
</instances>
